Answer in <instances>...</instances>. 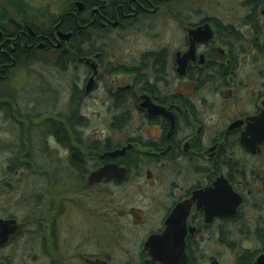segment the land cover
Returning <instances> with one entry per match:
<instances>
[{"label": "flooded vegetation", "instance_id": "af4514ba", "mask_svg": "<svg viewBox=\"0 0 264 264\" xmlns=\"http://www.w3.org/2000/svg\"><path fill=\"white\" fill-rule=\"evenodd\" d=\"M0 264H264V0H0Z\"/></svg>", "mask_w": 264, "mask_h": 264}, {"label": "rangeland", "instance_id": "374dc122", "mask_svg": "<svg viewBox=\"0 0 264 264\" xmlns=\"http://www.w3.org/2000/svg\"><path fill=\"white\" fill-rule=\"evenodd\" d=\"M34 4H40L41 2H46L47 4L51 3H61L65 0H31Z\"/></svg>", "mask_w": 264, "mask_h": 264}, {"label": "trees", "instance_id": "16d2710c", "mask_svg": "<svg viewBox=\"0 0 264 264\" xmlns=\"http://www.w3.org/2000/svg\"><path fill=\"white\" fill-rule=\"evenodd\" d=\"M18 4V3H17ZM64 28H67V27H64ZM68 29V28H67Z\"/></svg>", "mask_w": 264, "mask_h": 264}, {"label": "water", "instance_id": "95a60500", "mask_svg": "<svg viewBox=\"0 0 264 264\" xmlns=\"http://www.w3.org/2000/svg\"><path fill=\"white\" fill-rule=\"evenodd\" d=\"M70 33H67V35H69Z\"/></svg>", "mask_w": 264, "mask_h": 264}]
</instances>
